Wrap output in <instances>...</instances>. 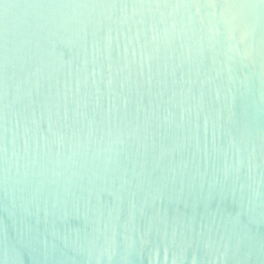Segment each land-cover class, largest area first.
I'll return each mask as SVG.
<instances>
[{
    "label": "water",
    "instance_id": "obj_1",
    "mask_svg": "<svg viewBox=\"0 0 264 264\" xmlns=\"http://www.w3.org/2000/svg\"><path fill=\"white\" fill-rule=\"evenodd\" d=\"M0 264H264V0H0Z\"/></svg>",
    "mask_w": 264,
    "mask_h": 264
}]
</instances>
